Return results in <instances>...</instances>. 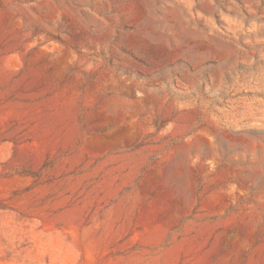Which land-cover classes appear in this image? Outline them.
<instances>
[{
    "label": "rangeland",
    "instance_id": "obj_1",
    "mask_svg": "<svg viewBox=\"0 0 264 264\" xmlns=\"http://www.w3.org/2000/svg\"><path fill=\"white\" fill-rule=\"evenodd\" d=\"M0 264H264V0H0Z\"/></svg>",
    "mask_w": 264,
    "mask_h": 264
}]
</instances>
